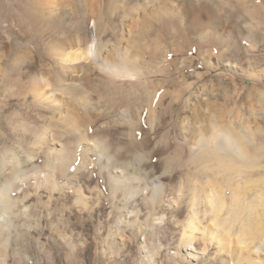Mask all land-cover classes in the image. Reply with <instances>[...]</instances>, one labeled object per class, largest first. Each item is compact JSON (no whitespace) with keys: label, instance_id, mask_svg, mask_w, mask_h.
Returning <instances> with one entry per match:
<instances>
[{"label":"rangeland","instance_id":"1","mask_svg":"<svg viewBox=\"0 0 264 264\" xmlns=\"http://www.w3.org/2000/svg\"><path fill=\"white\" fill-rule=\"evenodd\" d=\"M263 222L264 0H0L1 264H264Z\"/></svg>","mask_w":264,"mask_h":264},{"label":"bare ground","instance_id":"2","mask_svg":"<svg viewBox=\"0 0 264 264\" xmlns=\"http://www.w3.org/2000/svg\"><path fill=\"white\" fill-rule=\"evenodd\" d=\"M188 9H189V7L187 6V8L185 9V11H188ZM243 11H245V10H243ZM242 11V13H241V15H243V14H246V13H248L247 11L244 13ZM199 12V11H198ZM241 12V11H240ZM239 12V13H240ZM234 14V12L232 13V12H228V15H230V16H232ZM238 14V13H237ZM241 15H239V16H241ZM251 15V14H250ZM199 16V15H198ZM248 16V15H247ZM247 16H245V17H247ZM242 17V16H241ZM198 18V17H197ZM196 18V19H197ZM193 19V18H192ZM244 21H245V19L244 18H242ZM247 19V18H246ZM249 19V18H248ZM194 21V20H193ZM93 22V21H92ZM246 22H248V21H246ZM192 23V22H191ZM93 24V33H92V44H91V47H90V52L93 54V56H94V58H96L97 56H100L99 55V52H101V50H100V47L98 48V45H99V43H100V39H99V37L97 36V34H96V30H95V23L93 22L92 23ZM246 24H249V23H246ZM191 25V24H190ZM202 26V25H201ZM200 26V27H201ZM200 27H199V25H198V20H196V21H194L193 23H192V31L193 32H196V31H198V30H200ZM188 28V27H187ZM202 28V27H201ZM189 29V28H188ZM191 29H190V31H191ZM187 32H188V30H186ZM211 40H213V39H211ZM219 43V42H218ZM102 49V48H101ZM101 54V53H100ZM103 61V60H102ZM104 62V61H103ZM100 65H103V64H101L100 63ZM106 65H107V63H106ZM213 124V127L215 128V127H217L216 128V131H217V134H218V136H220L221 138H218V140L217 141H215V143L214 144H221L222 146H223V148H225V149H229V150H231V151H233L238 157H244L245 156V154H244V151H243V146H242V144L240 143V141H239V139H238V135L236 134V133H233V131H231L230 129H232V128H230V129H228V128H224V126H220V125H217V124H214V123H212ZM204 146H207V144H206V142L204 143ZM234 164V163H233ZM228 165V166H226V170H232V169H234V170H236L237 169V167H239L237 164H234V165ZM226 172V171H225ZM231 172H233V171H230V173ZM231 177H233V176H231ZM245 179V178H244ZM247 180H249L248 178H247ZM263 180V179H262ZM228 181H231L232 182V180L230 179L229 180V178H228ZM255 183V182H254ZM252 184V183H251ZM5 188V187H4ZM8 190H9V187H8ZM7 191V190H6ZM1 193H2V191H1ZM262 193V192H261ZM207 194V193H206ZM261 197V196H260ZM258 199H260V198H258ZM260 206V205H259ZM254 207H255V205H254ZM256 208V207H255ZM4 214V213H3ZM264 223V222H263ZM261 225V224H260ZM253 227V226H252ZM261 227V226H260ZM258 228V227H257ZM250 234V233H249ZM1 264V263H0Z\"/></svg>","mask_w":264,"mask_h":264}]
</instances>
